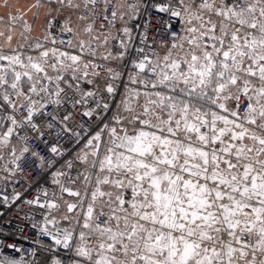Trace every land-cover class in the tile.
<instances>
[{
	"label": "snow or ice",
	"instance_id": "6c2138e0",
	"mask_svg": "<svg viewBox=\"0 0 264 264\" xmlns=\"http://www.w3.org/2000/svg\"><path fill=\"white\" fill-rule=\"evenodd\" d=\"M0 7V264H264V0Z\"/></svg>",
	"mask_w": 264,
	"mask_h": 264
},
{
	"label": "built area",
	"instance_id": "2783aa9c",
	"mask_svg": "<svg viewBox=\"0 0 264 264\" xmlns=\"http://www.w3.org/2000/svg\"><path fill=\"white\" fill-rule=\"evenodd\" d=\"M155 13H153V20L155 22ZM137 23H140L141 21H139V19L136 21ZM157 27H159V25H157ZM175 27V25H174ZM141 34V29H137V28H133V49L131 50V52L134 54V49L137 46L140 47H144V45L139 44V37ZM157 35V36H163V32H157L156 28H153L150 30V35L148 37L149 42H151L152 40V35ZM159 44V40H157V43L153 45L154 48H156V50L158 52H160L161 54H163L162 50L158 47ZM131 56H129L128 59H130ZM125 63H127V59L125 60ZM113 67H115L116 65L113 64ZM117 70H123V71H127V69H117ZM103 75V74H102ZM103 90V83H101V91ZM0 175H3L2 173H0ZM39 178V174H37L36 176H33L31 178V180H27L25 179V175H19L16 177L17 180H19L18 184H13L11 182H9L7 184V193L9 196H11V194L13 192H20L23 194L24 198L27 199H31L33 198V196L36 194V192L33 190V188H28L27 191H25V188L32 184H35V181ZM4 186L2 184H0V189H2ZM3 194V193H0ZM0 210H5L3 209L2 206H0ZM24 212H29L34 213L36 212L35 209L30 208L27 205L22 204L21 201H17V203L15 205L12 206V208L10 210H6V216L4 218H0V219H11L12 220V224L10 225H6V228L8 230L11 231L12 236H10L9 242H12V238L13 236L16 238V241L20 246L23 247L24 249V253L27 256V252L29 250V248L32 246L31 244V239L29 240H25L24 236L27 235L28 237H33L35 235V230H33L31 228V223L33 221L31 220H26L23 218V213ZM36 219H40L39 217V213L36 212ZM18 226V227H17ZM20 229H24V232H21ZM45 240H47V238H45ZM50 243V242H49ZM17 257L19 254H16ZM30 259V257H28Z\"/></svg>",
	"mask_w": 264,
	"mask_h": 264
},
{
	"label": "crops",
	"instance_id": "0c3cea01",
	"mask_svg": "<svg viewBox=\"0 0 264 264\" xmlns=\"http://www.w3.org/2000/svg\"><path fill=\"white\" fill-rule=\"evenodd\" d=\"M4 0H0V5H3ZM9 3L13 4L12 11L15 12L16 9H21L27 13L25 16V19H27L29 22L32 21V11H35V9H32V11H28V7L35 3V0H9ZM7 10L3 7H0V15H6ZM44 18V10H40V18L36 21L35 29L32 32L33 36H36L40 32V25ZM13 44L15 45V40L13 41Z\"/></svg>",
	"mask_w": 264,
	"mask_h": 264
}]
</instances>
